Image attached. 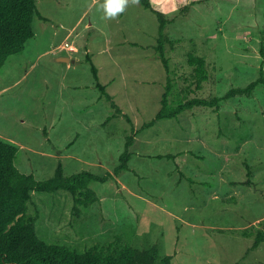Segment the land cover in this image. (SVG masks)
Masks as SVG:
<instances>
[{
	"label": "rangeland",
	"instance_id": "obj_1",
	"mask_svg": "<svg viewBox=\"0 0 264 264\" xmlns=\"http://www.w3.org/2000/svg\"><path fill=\"white\" fill-rule=\"evenodd\" d=\"M151 2L107 20L103 0H37L48 20L35 16L34 37L0 74V138L19 146L25 172L48 178L59 161L67 174L114 172L134 136L130 168L93 182L100 199L80 214L69 191H34L37 233L79 251L118 235L141 248L156 242L162 254H174L172 264H264V241L253 246V226L264 221V83L218 109L200 105L156 118L169 81L177 104L264 78V0ZM155 9L172 19L164 43L169 68L157 49ZM86 52L122 107L117 116L100 97ZM189 53L206 58L200 88ZM170 153L183 159L180 167Z\"/></svg>",
	"mask_w": 264,
	"mask_h": 264
},
{
	"label": "trees",
	"instance_id": "obj_2",
	"mask_svg": "<svg viewBox=\"0 0 264 264\" xmlns=\"http://www.w3.org/2000/svg\"><path fill=\"white\" fill-rule=\"evenodd\" d=\"M139 1L145 7H152L151 0ZM155 12L160 20L157 49L160 50V57L166 68H169L164 43L168 38L165 28L172 19L160 10L155 9ZM35 16L48 20V17L39 11L37 0H0V74L9 57L22 53L27 41L34 37ZM85 58L91 64L95 86L100 90V97L108 100L115 108L113 116L122 113L121 106L107 90L106 84L100 80L99 69L89 52H86ZM188 62L196 66V85L197 88L202 87L203 82L208 79L206 58L189 53ZM260 83H264L263 76L254 79L246 86L232 87L221 96L179 98L177 104H171L169 100L171 82L169 81L156 118L177 117L185 109L200 105L214 106L218 109L222 100L236 95H251ZM125 115L131 121L128 114L125 113ZM153 123L154 120L145 125L149 126ZM133 143L134 136L129 135L120 156V163L114 168V172L107 171L102 174L83 169L67 174L62 161H59L52 176L38 178L34 172H25L18 166L19 146L0 138V264H172L174 254H162L156 242L141 248L129 241H121L118 235L113 240L96 243L85 251H79L65 243L47 242L37 233L36 221L39 212L30 210L34 191L54 193L67 190L73 196L75 213L80 214L100 199L98 191L92 186L93 182L104 183L110 179L116 180V174L130 168ZM159 156L164 157V154ZM166 156L174 159L178 167L183 163V159L177 154L170 153ZM248 173H251L250 168ZM261 225V227L253 226L256 234L254 247H258L264 241V221ZM253 229L243 232L252 234Z\"/></svg>",
	"mask_w": 264,
	"mask_h": 264
},
{
	"label": "clouds",
	"instance_id": "obj_3",
	"mask_svg": "<svg viewBox=\"0 0 264 264\" xmlns=\"http://www.w3.org/2000/svg\"><path fill=\"white\" fill-rule=\"evenodd\" d=\"M139 4V0H103L100 8L103 18L107 20H117L129 7Z\"/></svg>",
	"mask_w": 264,
	"mask_h": 264
},
{
	"label": "crops",
	"instance_id": "obj_4",
	"mask_svg": "<svg viewBox=\"0 0 264 264\" xmlns=\"http://www.w3.org/2000/svg\"><path fill=\"white\" fill-rule=\"evenodd\" d=\"M80 19H81V18H80ZM80 22H81V20H79V21H78V22L72 27L71 30H73V31L76 30V26H77ZM86 25H87V26H92V22L90 21V22H88ZM70 33H71V31H69L68 34H67L66 36H68ZM78 33H80V31H79ZM72 53H74V52H72ZM68 54H69V53H68ZM61 56H68V55H61V54H60V55L58 56V59L61 60V61H68V62H70V61H72V60H73V61L75 60L74 58H71L70 56H68V57L70 58L69 60H64V59H61V58H60ZM72 85H73V84H72ZM73 86L76 87V85H73ZM121 108H122V107H121Z\"/></svg>",
	"mask_w": 264,
	"mask_h": 264
},
{
	"label": "water",
	"instance_id": "obj_5",
	"mask_svg": "<svg viewBox=\"0 0 264 264\" xmlns=\"http://www.w3.org/2000/svg\"><path fill=\"white\" fill-rule=\"evenodd\" d=\"M60 58L64 59V60H69L70 59L68 56H61Z\"/></svg>",
	"mask_w": 264,
	"mask_h": 264
},
{
	"label": "built area",
	"instance_id": "obj_6",
	"mask_svg": "<svg viewBox=\"0 0 264 264\" xmlns=\"http://www.w3.org/2000/svg\"><path fill=\"white\" fill-rule=\"evenodd\" d=\"M65 46H66V47H71V45H70L69 42H66V43H65Z\"/></svg>",
	"mask_w": 264,
	"mask_h": 264
}]
</instances>
